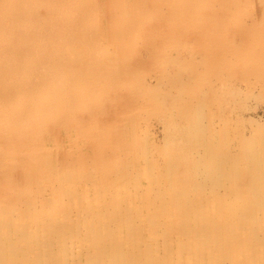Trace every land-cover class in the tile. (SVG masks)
I'll use <instances>...</instances> for the list:
<instances>
[{
	"label": "rangeland",
	"instance_id": "obj_1",
	"mask_svg": "<svg viewBox=\"0 0 264 264\" xmlns=\"http://www.w3.org/2000/svg\"><path fill=\"white\" fill-rule=\"evenodd\" d=\"M133 1L130 12L121 14L119 28L133 32L123 33L118 41L108 28L106 0H90V6L99 2L106 11L96 9L97 25L89 22L82 33L73 32L67 20L45 31L51 21L42 23L43 0L26 1L33 9L25 8L21 17L40 27L44 39L64 29L71 30L75 41L82 40L74 41L82 51L71 66L87 85L84 96H75L88 100L72 115L71 127L78 131L66 129L63 137L71 135V140L65 144L62 134L57 135L64 145L56 150V160L77 164L82 178L65 196L60 214L50 208L48 191L33 199L38 200L31 210L40 215L38 226L32 219L12 229V236L0 231V240L6 239L0 243V264H86L95 253L91 244L100 240L93 237L100 222L107 223L108 231L101 232L109 248L112 244L133 257L144 250L145 257L159 258L154 264H264V200L260 195L256 209L259 201L245 193L254 180L256 188L264 189V0H239L231 16H218L219 27L207 33L199 27L179 28L186 25L192 5L178 8L179 0ZM90 15L94 18L95 11ZM145 15L150 16L147 23ZM165 33L172 36L170 42ZM97 34L114 42L104 47ZM68 54L61 47L59 58L67 61ZM57 57L36 60L34 78L51 70ZM97 66L100 75L105 69L109 80L120 82L117 92L102 89L101 81L90 74ZM18 82L30 88L22 76ZM252 149L259 157L246 155ZM84 193V206L77 207L73 197ZM85 207L95 209L87 213ZM25 208L19 200L13 214H7L9 219L17 224ZM245 228L255 233L254 242ZM231 235L230 247L213 249L224 239L230 241ZM217 236H222L220 242H215ZM28 238H35V253L25 245Z\"/></svg>",
	"mask_w": 264,
	"mask_h": 264
},
{
	"label": "bare ground",
	"instance_id": "obj_2",
	"mask_svg": "<svg viewBox=\"0 0 264 264\" xmlns=\"http://www.w3.org/2000/svg\"><path fill=\"white\" fill-rule=\"evenodd\" d=\"M26 1L30 0H16V2L14 0H0V175H2L0 180V223H2L1 227L4 229L0 231L3 233V236H12V229H18L20 226L26 224L29 225L32 223V219L37 220L34 221L36 222V226H38L40 215L37 212H31L32 208L36 206L38 200L33 202V199L34 197H36V199L41 198V195L48 191H51L50 197L53 202L50 208L55 210L56 215L60 214L65 210V196L72 194L73 190L80 185V178H82L80 168L77 164L74 162L71 164V161L70 163L67 162L64 164L63 162L56 160V150L65 144V140H71V135L67 138L66 136L63 137V132H65L66 129H68L67 131H70V129L78 131V127H71L72 115L86 103V100H88L83 97L87 92L84 90L87 85H84L81 78L80 80L77 78L74 70L76 67L74 66V68L71 66V62L72 64H75L80 59L81 54H79V51L82 50H80L78 45L74 43V38L76 37H73L71 30H66V32L64 29V32L59 30V32L57 31L56 33H53L57 35L55 37L53 36V39L47 40L46 36L44 39L41 36L42 32H39L42 30L40 27L35 28L33 24H29L21 17V13L24 12L25 8L28 10L33 9V7L28 6ZM39 1L41 0H38V2ZM129 1L130 0H106L108 14L110 13L108 19L110 25H108V28L114 32L112 37L113 39H116V41L125 37L122 35L123 33H127L128 36H130L133 32L132 28H128L126 31H119V28L122 26L121 14H123V12H130ZM136 1L137 0H134L133 2L136 3ZM66 2L67 0L65 3L59 4V1L57 0H43L42 3L44 4H42V6L44 12L41 15L42 23H48L51 21V25L45 31L53 30V26L57 27L61 21L67 20V26L71 27V29L74 27L73 32L77 29L82 33L84 30L83 27L89 22L92 23V26L97 25L98 13H96V9L99 10L98 12L102 13L106 11V7L99 2L92 6L89 5L90 0H68L67 4ZM155 2L158 4L157 0H155ZM237 2H239V0H179L178 8H183L185 5H192L188 8L190 17H185L188 19L184 21L186 25L179 28L191 31L195 30L194 28L199 27V29L205 30L206 33L212 31L216 25L219 27V22L216 20L217 17L231 16L229 12L232 10V6L235 7L234 4ZM135 3H132L131 6L134 7L133 5ZM15 4H17V7L14 10L11 9ZM35 4L38 5V3ZM35 4L32 3V6H35ZM94 11L96 15L93 18L90 13H94ZM174 15L175 14L171 16ZM144 17V22H149L146 19L150 16L145 15ZM80 18L82 19L78 20ZM172 20L176 23L175 18H172ZM169 21L170 19L167 22ZM144 22H142L141 25ZM221 22L223 23L222 19ZM74 25H78L82 29L75 28ZM221 31L220 33L222 34L223 31ZM165 34L167 41L170 42L172 36H170L169 33ZM97 35L98 40L103 42L104 47H107L106 42H114L110 38H103L101 34ZM88 38V36L84 34L82 35L84 42H87L86 40ZM104 40L106 41L104 42ZM75 42L82 43V40ZM86 44L89 45V43ZM6 45H9V47L7 48ZM17 45H23L24 49L17 51ZM61 47L62 49H67L69 53L67 55V61L64 57L62 59L59 58ZM90 48L93 52V46ZM4 53L6 54L4 55ZM53 55H58V57L51 70L46 69L47 73L42 72L44 75L35 79V67L33 66L35 61L40 58L51 59L53 58ZM88 58L90 57L88 56ZM108 60L110 59L108 58ZM95 70L94 73L90 72V74L94 75L93 77L95 79L101 81L102 89H110L114 93L118 91V88H120V82L118 83L111 79L109 80V71L107 72L104 69L100 75L101 69L98 66ZM19 76H22L24 80L29 82L30 88L18 86ZM42 79H44V81ZM30 80H37L36 85ZM47 80L49 82L48 85H46ZM78 93L83 96L78 95L79 97H76L75 95ZM61 124L63 125L58 131ZM57 135H60L61 138L64 139V144L60 143ZM167 141L168 140H166V142ZM253 150L254 149L247 151L246 155L250 152L247 156L252 155L254 158L259 157L251 152ZM132 161L134 162V160ZM133 162H131V165ZM259 162L260 161H257L256 163ZM210 171H212V169ZM13 173L17 175V178L13 177ZM219 173L220 172H217V174ZM259 179L261 180V177ZM196 183L199 184L198 182ZM254 183L257 185L255 180ZM57 184L60 185V187L56 188L55 185ZM255 184L246 188V196L249 195L251 197L250 199L259 201L262 200V198H259L260 195H262L264 200V189L256 188L254 186ZM85 189L87 192L88 187L85 186ZM85 194L86 193L78 197H73L74 204L77 207L82 206V204L84 206V203L80 199H84ZM19 200L24 201L26 208L23 213L18 215V223L15 224L13 219H9L7 214H13V207L16 206ZM42 203L44 205L43 201ZM260 204L261 201L257 203L258 207L256 206V209H259ZM45 207L47 209V205H45ZM94 207L98 206L95 205ZM94 209L95 208L92 209V207L84 208L87 213L88 211H94ZM106 224L104 225V222H100L99 232L93 234V237L100 238V240L96 244H91L93 245L95 253L92 254L86 264H93L92 262L94 260L95 264H154V262L156 263V260L159 259L157 258L154 260L149 256L145 257L144 250L140 251V254L143 253L141 254L142 256L138 255L136 251L135 255L138 256L133 257L134 255L128 256L119 253L112 244L109 248L107 244L108 237L105 235V232H101L104 230L108 231V227H105ZM245 229L250 232L249 236H252L254 242L255 233L250 228ZM2 235H0V237H2ZM246 235H248V233H246L245 236ZM230 237L232 238V235ZM34 239L25 240V245L30 247V253L36 252V250H34L36 247L33 242ZM232 239H230V241L224 239L222 243L220 242L222 236H217L215 242L220 243H216L213 249L216 250L220 245L224 248L230 247V242L234 241V239ZM5 240L6 239L4 238L3 240L1 239L0 243L2 244ZM245 243L246 241L241 244L245 246ZM52 244L56 247L54 242ZM238 244L239 242H237V245ZM250 245L253 246L252 242ZM153 252L155 253V251ZM149 253L151 252L149 251ZM154 253L153 257L156 258L157 255ZM14 254L15 253H13V255ZM249 259V261L252 260V258ZM250 264L255 263L252 262Z\"/></svg>",
	"mask_w": 264,
	"mask_h": 264
}]
</instances>
